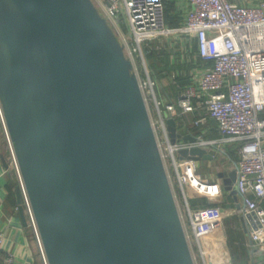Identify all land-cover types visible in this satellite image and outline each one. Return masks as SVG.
<instances>
[{
  "label": "water",
  "instance_id": "95a60500",
  "mask_svg": "<svg viewBox=\"0 0 264 264\" xmlns=\"http://www.w3.org/2000/svg\"><path fill=\"white\" fill-rule=\"evenodd\" d=\"M0 101L49 264H195L139 81L92 0H0ZM218 176L237 193L236 169Z\"/></svg>",
  "mask_w": 264,
  "mask_h": 264
},
{
  "label": "built area",
  "instance_id": "2783aa9c",
  "mask_svg": "<svg viewBox=\"0 0 264 264\" xmlns=\"http://www.w3.org/2000/svg\"><path fill=\"white\" fill-rule=\"evenodd\" d=\"M92 2L118 37L145 101L151 97L155 103L157 117L151 118V123L190 248L193 241L195 246L196 241L200 246L202 237L219 230L225 213L220 207L192 209L189 197H206L218 203L223 191L218 181H209L198 174L197 161L180 159L179 151L195 146L220 150L223 143L237 142L239 159L235 184L242 203L235 211L248 220L250 247L264 253V205L261 203L264 200V0H174L183 22L175 28L166 23L165 0ZM173 39L175 45H172ZM177 44V52L182 55L179 54L176 64L188 68V81L176 102H170L156 94L157 82L151 77L146 57L153 51L167 50ZM179 74L176 70L172 76ZM195 103L206 109L208 117H201L194 125L202 126L208 118L214 120L221 138L172 142L167 118L193 111ZM0 118L11 166L19 176L27 225L35 238L41 264H49L1 101ZM174 180L184 199V203L181 201L183 212L174 191ZM15 208L20 210V204ZM6 237L7 231L0 227V256L5 250ZM1 264H16L15 253L7 251Z\"/></svg>",
  "mask_w": 264,
  "mask_h": 264
},
{
  "label": "crops",
  "instance_id": "0c3cea01",
  "mask_svg": "<svg viewBox=\"0 0 264 264\" xmlns=\"http://www.w3.org/2000/svg\"><path fill=\"white\" fill-rule=\"evenodd\" d=\"M175 64V63H174ZM179 64V63H178ZM181 64V63H180ZM182 65V64H181ZM186 69V76L188 68L183 65ZM151 70V69H150ZM152 71V70H151ZM150 71V72H151ZM151 77L157 82L156 86V94L158 97L163 98L164 100L170 102H176L178 92H176L175 98H173L172 91L163 92L159 90V83L162 78L158 75H155V72H151ZM165 78V77H163ZM188 79V77H187ZM169 88V84H168ZM156 109V108H155ZM157 111V110H156ZM264 116V113L262 114ZM213 126H210L211 130L209 134H214L213 127H216L217 123L213 121ZM205 125L201 126L203 128ZM198 129L197 133L193 134L191 132L180 133L183 136L189 135L196 138H204L206 133L204 129ZM179 133V132H178ZM218 136H214L211 138L220 139L221 136L218 131ZM0 134L4 136L0 140V158L2 155V149L6 141L5 128L0 118ZM220 150H216L213 147H208L207 150L214 155L212 160H201L198 162V174L203 178L208 179L209 181H218L221 184L223 194L219 199V204H222L220 207L224 213L225 218L223 220V225L221 228L215 232L208 234L205 237L200 239V248L201 250L198 252L201 257V264H264V253L253 250L249 245V236H248V220L238 214L235 210L242 203V198L240 194H233L230 190H226L224 187V177L221 178L218 176L219 172H229L233 169H236V162L239 159L238 148L239 144L237 142H229L223 143L220 146ZM223 152H226L223 153ZM224 155V158L221 155ZM225 163H221L223 161ZM205 163L208 168L207 172L200 171L202 166ZM5 166L1 160L0 163V227L7 231V237L5 242V250L2 252L0 256V264L2 263V259L6 255L7 251L14 252L16 255V264H41L39 258L38 248L35 242V238L33 236L32 231L24 225L19 213L13 211V209L6 204V198L8 195V178L5 173ZM225 178H228L227 175ZM17 180L19 185V176L17 174ZM236 183V182H235ZM233 184V188L236 189V184ZM173 187L175 194L179 195L177 197L180 201H182V194L179 189L178 182L176 180L173 181ZM17 202V197L15 199ZM264 205V200L261 201ZM217 208V207H214ZM219 208V207H218ZM234 234V236L241 237L244 242V247L239 248L240 244H236L232 249L228 243V235ZM242 246V245H241ZM234 253V255H233ZM236 255L238 257L236 258ZM236 259V260H235Z\"/></svg>",
  "mask_w": 264,
  "mask_h": 264
},
{
  "label": "trees",
  "instance_id": "16d2710c",
  "mask_svg": "<svg viewBox=\"0 0 264 264\" xmlns=\"http://www.w3.org/2000/svg\"><path fill=\"white\" fill-rule=\"evenodd\" d=\"M166 5V4H165ZM167 11V10H166ZM171 16L174 18L172 22V24H174L175 26V18L176 15L174 13L171 12ZM177 27V26H175ZM173 27V28H175ZM151 56H154L156 61H154L153 63H150V67L152 68V70H154L155 75H158L160 78L163 77H167L169 79V91H172L173 93V98H175L176 92H180L181 89L183 88L184 85H186L187 83V76L185 75V67L183 65L179 64H173L174 66L177 67V70L180 71V74L178 76H176L175 78H173L172 76V72L169 67V59H168V50H162V51H153L151 54ZM159 63L161 64V66L164 68L162 70H159L156 72L157 68H159ZM168 63V64H167ZM149 64V63H148ZM201 117H208L207 111L204 108H199L197 106V104L195 103V109L191 112H186L183 113L181 115H177L174 117L176 124H177V131L179 133H197V130L201 128V126H195L194 123L196 120L200 119ZM214 120L211 119H207V122L204 124L205 126L201 129H204L206 131L205 135L203 137H205L206 139H214V136H218L217 131L220 133L218 125H216V127H213L212 130H214V134H209L210 132V126H213ZM215 122V121H214ZM203 126V125H202ZM210 129V130H209ZM221 136V134H220ZM214 137V138H211ZM4 139V136L2 134H0V140ZM226 154V152H223ZM2 155L5 158L6 162L8 163L9 167L6 170V174H7V178H8V183H7V188H8V195L6 198V204L8 206H10L14 212L19 213V210H16V204L17 202L15 201L16 199V189L18 187V180H17V173L16 171L12 168L11 166V158H10V154L8 151V147L7 144L5 142L4 147L2 149ZM190 203V207L192 209H197V208H214V207H222V204L219 203H214L211 202L208 198L204 197V198H193L191 200ZM27 227L31 230V228L27 225ZM32 231V230H31ZM228 243L229 246L233 249L235 247L236 244H240L238 247L242 248L244 247V242L243 239L239 236L236 238V236H234V234H229L228 235ZM242 245V246H241ZM237 247V245H236ZM234 255V253H233ZM238 257V255H236V258ZM236 260V259H235Z\"/></svg>",
  "mask_w": 264,
  "mask_h": 264
},
{
  "label": "rangeland",
  "instance_id": "374dc122",
  "mask_svg": "<svg viewBox=\"0 0 264 264\" xmlns=\"http://www.w3.org/2000/svg\"><path fill=\"white\" fill-rule=\"evenodd\" d=\"M165 6H166V23L170 26V27H179L182 25V18H181V13L177 10V6H176V3L174 2V0H165ZM171 12L174 13L176 15V20H175V26L174 24H172L171 21H173V17L171 16ZM176 34L173 36L175 37ZM175 39H173L172 42H174ZM172 45H175V42L172 44ZM168 50V59H169V64H168V67L172 72V74H174L177 70V67L174 66L173 64L178 62L179 58H180V53H178L177 51L179 50V44H177L176 46H170V48L167 49ZM180 54V55H179ZM189 55V54H188ZM191 56L193 54H190ZM147 59V63L148 64V68L149 70L152 68L150 67V63H153L154 61H156L155 57L154 56H151V55H147L146 57ZM175 60V61H173ZM159 68H157L156 72L159 71V70H162L164 68V66L162 67L161 64L159 63ZM150 70V71H151ZM152 73L154 72V70L151 71ZM150 72V73H151ZM168 84H169V79L167 77L165 78H162V80H160V83H159V90L163 91V92H167L168 91ZM146 104H147V108H148V112H149V115H150V118L152 119H155L157 117V111L155 109V103L154 101L151 99V97H148L147 101H146ZM222 158H224V155L222 154L221 155ZM221 163H225L224 160L221 161ZM204 165L202 166L201 170L202 172H207L208 171V168L206 167L205 163H203ZM177 197H179V195L177 194ZM182 198V202L184 203V199H183V196L181 197ZM178 199V198H177ZM193 198L192 197H189V202H191ZM179 201V199H178ZM181 203V201H179ZM181 212H183V207H182V203H181ZM197 246V247H196ZM196 246H195V243L193 241V245H192V248H191V252H192V255H193V258H194V261H195V264H201V257L199 256V251H200V246H199V243L196 241Z\"/></svg>",
  "mask_w": 264,
  "mask_h": 264
}]
</instances>
